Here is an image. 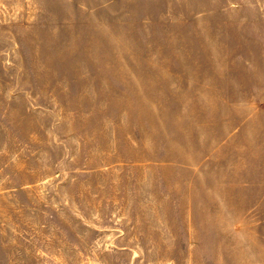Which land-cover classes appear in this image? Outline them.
<instances>
[{
    "label": "rangeland",
    "instance_id": "374dc122",
    "mask_svg": "<svg viewBox=\"0 0 264 264\" xmlns=\"http://www.w3.org/2000/svg\"><path fill=\"white\" fill-rule=\"evenodd\" d=\"M0 264H264V0H0Z\"/></svg>",
    "mask_w": 264,
    "mask_h": 264
},
{
    "label": "crops",
    "instance_id": "0c3cea01",
    "mask_svg": "<svg viewBox=\"0 0 264 264\" xmlns=\"http://www.w3.org/2000/svg\"><path fill=\"white\" fill-rule=\"evenodd\" d=\"M205 163H208V161H206ZM137 166H136L137 169L138 168L141 170L143 169V172L145 174L144 178H146L147 181L151 180L149 182V186L152 191L158 193V195H156L157 198L164 201L165 200L177 201V204L178 202L185 200V199L181 200L179 196L185 198L186 189H187V195L190 193V188L192 187V185L194 186L195 180L198 179L200 176L199 169L203 168L202 163L195 164L192 163L191 161L173 163V161H169V160H164L160 162L154 161L151 163H137ZM175 172H180V173L189 172L192 175L187 176L185 178L175 177ZM176 179H178V181L174 183ZM174 184L183 187L182 189H185V193L181 194L180 191H178L177 193L174 190ZM152 191H150L151 197L154 198V194ZM196 208L197 207L192 206L191 201H187V203L181 205L179 204L178 207L175 208L176 211L174 212V214L178 216L192 217L195 215V211L198 212L202 211L199 212L201 215L212 217V216L226 215V214L234 215L235 213L234 211H231L230 207H224V208L213 207V208L205 209L206 211L205 210L203 211L202 208L200 209H196ZM159 212H161V210H159ZM253 213L260 214L255 212V209H250L248 212H246L247 215L248 214L251 215ZM161 214L165 215L164 213ZM189 222H191L190 218H189ZM175 231L176 230L173 227H169L168 225L163 226L160 229V240L165 243L173 241L176 236ZM145 235L146 236H144L143 238H148V239H142V240L150 241V242L155 241V239L152 238L153 236L155 237L156 235L155 233H153V229L149 230V232H147ZM119 238H122V240L125 239L123 235H119ZM135 243H134L135 247L142 246L141 242H135ZM166 245L169 246L170 244H166Z\"/></svg>",
    "mask_w": 264,
    "mask_h": 264
}]
</instances>
